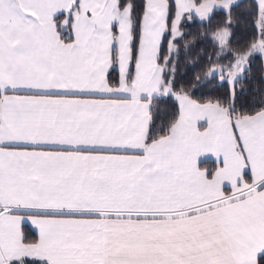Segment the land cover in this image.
Segmentation results:
<instances>
[{
	"label": "snow or ice",
	"instance_id": "snow-or-ice-1",
	"mask_svg": "<svg viewBox=\"0 0 264 264\" xmlns=\"http://www.w3.org/2000/svg\"><path fill=\"white\" fill-rule=\"evenodd\" d=\"M0 264H264V0H0Z\"/></svg>",
	"mask_w": 264,
	"mask_h": 264
}]
</instances>
